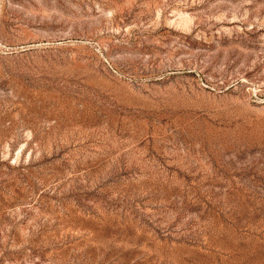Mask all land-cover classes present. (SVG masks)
Segmentation results:
<instances>
[{"label": "rangeland", "instance_id": "374dc122", "mask_svg": "<svg viewBox=\"0 0 264 264\" xmlns=\"http://www.w3.org/2000/svg\"><path fill=\"white\" fill-rule=\"evenodd\" d=\"M0 264H264V0H0Z\"/></svg>", "mask_w": 264, "mask_h": 264}]
</instances>
